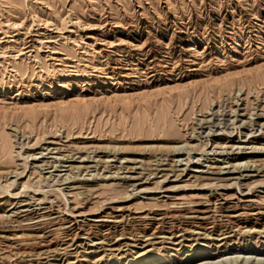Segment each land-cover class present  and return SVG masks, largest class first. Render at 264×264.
Instances as JSON below:
<instances>
[{"label": "rangeland", "instance_id": "rangeland-1", "mask_svg": "<svg viewBox=\"0 0 264 264\" xmlns=\"http://www.w3.org/2000/svg\"><path fill=\"white\" fill-rule=\"evenodd\" d=\"M262 124L264 0H0V264H264Z\"/></svg>", "mask_w": 264, "mask_h": 264}, {"label": "bare ground", "instance_id": "bare-ground-1", "mask_svg": "<svg viewBox=\"0 0 264 264\" xmlns=\"http://www.w3.org/2000/svg\"><path fill=\"white\" fill-rule=\"evenodd\" d=\"M260 127H263L264 128V125L262 124ZM238 149V148H237ZM78 154V153H77ZM105 158H106V156H104ZM62 157H60V159H61ZM70 158H71V156H70ZM79 158V157H78ZM86 158V157H85ZM59 159V162H57L58 164H61L62 166H61V168L62 167H64V168H70V166H66V164L68 163V159L67 160H63V159H65V158H63V159H61L60 160ZM80 160H81V158H79ZM71 160H73V159H71ZM78 160V159H77ZM32 161H34V163L33 164H35V165H38L39 164V169L41 168H44V169H50V165H51V162H41L42 163V165L40 164V160H32ZM50 161V160H49ZM55 161H57V159L55 160ZM70 161V160H69ZM79 161V160H78ZM84 159H82L81 160V164H84ZM87 161V160H86ZM98 161V160H97ZM96 161V162H97ZM95 162V161H94ZM106 162V161H105ZM55 164H56V162H55ZM80 164V165H81ZM79 165V167H81ZM239 166H240V164H239ZM55 167V166H54ZM58 167H59V165H58ZM85 167V166H84ZM84 167H81V168H83L84 169ZM96 167V166H95ZM53 168V167H52ZM91 168V167H90ZM237 168V167H236ZM236 168H232V169H227V168H225V169H222L221 170V172L219 173V175L220 176H222V177H227V178H229V177H232V178H229V179H225V180H218V181H234V182H239L242 178H244L245 176H244V174L243 175H241V173H239L238 171V173L237 172H235L236 171ZM239 168V167H238ZM37 169V168H36ZM71 170V169H70ZM127 170V169H126ZM246 170V169H245ZM85 171H88V169H86ZM198 173H201V172H199V171H197ZM235 174H239V176L238 177H235L234 175ZM212 175H217V176H219L218 174H212ZM248 175V174H247ZM168 176V175H167ZM66 177V176H65ZM175 179H178L179 177L177 176V175H175V176H173ZM200 177V176H199ZM198 177V178H199ZM211 178H213V177H211ZM54 179V178H53ZM63 180H64V178H62ZM66 179V178H65ZM125 179V178H124ZM126 179H128V178H126ZM175 179H174V182H175ZM208 179H209V177H208ZM221 179V178H220ZM211 181H212V179H210ZM214 180V179H213ZM67 181V179L65 180V182ZM177 181V180H176ZM215 181H217V180H215ZM59 182V181H58ZM64 182V181H63ZM62 183V182H61ZM135 186V185H134ZM223 200V199H222ZM225 201V200H224ZM38 203H39V201H38ZM180 204H182V203H180ZM225 204H227V202H225L224 204H221V209L226 213V211L227 210H229L228 209V207H225ZM27 205V204H26ZM37 205V204H36ZM173 205V204H172ZM207 205V204H206ZM39 206V205H38ZM187 206H189V205H187ZM186 206V207H187ZM35 207V206H34ZM179 207V206H178ZM192 207V210H191V214L193 215L192 217L189 215V217L190 218H194V219H197V220H203V217H200L199 215L200 214H204V213H206V212H204V211H202L201 210V208H203L204 206H202V205H200L199 203H197V204H193V206H191ZM176 208V207H175ZM31 209V208H30ZM34 209V208H33ZM36 209H37V207H36ZM181 209V210H180ZM180 209H177L176 211H174L173 212V214L175 215V217H181L182 218V216H184L183 214H185V212H186V210H182V208H180ZM188 209H190V208H188ZM26 210H28V209H26ZM38 210H40V209H38ZM37 210V211H38ZM174 210V209H173ZM25 211V210H24ZM33 211V210H32ZM49 211V210H48ZM21 212H23V211H21ZM40 212V211H39ZM229 212H232V211H229ZM27 213H28V211H27ZM228 213V212H227ZM238 213V212H237ZM26 214V213H25ZM41 214V213H40ZM162 214V213H161ZM164 214V213H163ZM177 214H179L178 216H176ZM242 214H246V212L243 210L239 215L238 214H236V212H234L233 211V214H230V218H232V220H235V219H237L238 217H240V216H242ZM258 214V213H257ZM24 215V214H23ZM30 215V214H29ZM39 215V214H38ZM47 215V214H46ZM157 215V214H156ZM160 215V214H159ZM251 215H253V214H251ZM256 215V214H255ZM186 216V215H185ZM30 217V216H29ZM40 217H41V215H40ZM46 217H48V216H46ZM112 217H114V216H112ZM146 217V216H145ZM159 217V216H158ZM164 217V216H163ZM31 218V217H30ZM36 218V217H35ZM50 218V217H49ZM105 218H107V217H105ZM109 218V217H108ZM144 218V217H143ZM160 218V217H159ZM181 218H179V219H181ZM184 218V217H183ZM55 219V218H54ZM72 219H74V218H72ZM142 219V218H141ZM144 219H150V218H144ZM156 219V218H155ZM15 220V219H14ZM22 220H23V218H22ZM34 220H36V219H34ZM38 220V219H37ZM42 220V219H41ZM51 220V219H50ZM109 220V219H108ZM151 220V219H150ZM154 220V219H153ZM157 220V219H156ZM205 220V219H204ZM17 221H19V220H17ZM25 221V220H24ZM29 221H31V220H29ZM40 221V220H39ZM98 221H100V220H98ZM103 221V220H102ZM41 222V221H40ZM45 222H47V221H45ZM44 222V223H45ZM49 222V221H48ZM51 222V221H50ZM56 222V221H55ZM68 222V221H67ZM70 222V221H69ZM71 222H73L74 223V225H77L78 224V222L77 221H75V219L74 220H72ZM70 222V223H71ZM105 222V221H104ZM106 222H108V221H106ZM43 223V222H42ZM66 223V222H65ZM103 223V222H102ZM37 224V223H36ZM50 224V223H49ZM40 225V224H39ZM55 225V224H54ZM71 225H72V223H71ZM30 226V225H29ZM33 226V225H32ZM31 226V227H32ZM50 226V225H49ZM59 226V225H58ZM58 226H57V229H58ZM64 226V225H63ZM80 226V225H79ZM28 227V226H27ZM69 227V226H68ZM78 227V226H77ZM42 228V227H41ZM47 228V227H46ZM60 228V227H59ZM64 228H66V227H64ZM79 228V227H78ZM29 229V228H28ZM40 229V228H39ZM39 229H37L38 231H40ZM56 229V230H57ZM77 229V228H76ZM59 230H61V228L59 229ZM34 231V230H33ZM257 232V231H256ZM252 233H255L254 232V229H253V232ZM48 235V234H47ZM50 235V234H49ZM46 236V235H45ZM183 237V236H182ZM44 238V237H43ZM42 238V239H43ZM37 239V238H36ZM204 239V238H203ZM206 239V238H205ZM74 240V239H73ZM73 243V242H72ZM101 244V243H100ZM150 256L149 255H144V256H142V259L141 260H139V261H137V262H131V264H144L147 260L149 261L150 260ZM246 262H247V260H246Z\"/></svg>", "mask_w": 264, "mask_h": 264}]
</instances>
